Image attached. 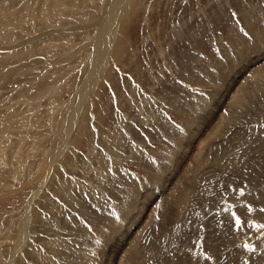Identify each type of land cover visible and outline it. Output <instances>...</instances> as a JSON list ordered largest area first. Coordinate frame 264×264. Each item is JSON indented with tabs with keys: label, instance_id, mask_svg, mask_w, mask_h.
Listing matches in <instances>:
<instances>
[{
	"label": "rangeland",
	"instance_id": "1",
	"mask_svg": "<svg viewBox=\"0 0 264 264\" xmlns=\"http://www.w3.org/2000/svg\"><path fill=\"white\" fill-rule=\"evenodd\" d=\"M258 224L264 0H0V264H264Z\"/></svg>",
	"mask_w": 264,
	"mask_h": 264
},
{
	"label": "snow or ice",
	"instance_id": "2",
	"mask_svg": "<svg viewBox=\"0 0 264 264\" xmlns=\"http://www.w3.org/2000/svg\"><path fill=\"white\" fill-rule=\"evenodd\" d=\"M231 15H232L233 17H236V16H237V13H236V12H232ZM244 35L247 37V36H248V33L245 32ZM203 95H205V94L202 93V96H203ZM178 127H179V126H178ZM180 130L182 131L183 129H180ZM241 195H243V191H241ZM249 210H251V209H249ZM237 222H239V218L237 219ZM256 227H257V229L264 228V224H258V225H256ZM250 250H251V249H250ZM206 259H211V257H210V256H207Z\"/></svg>",
	"mask_w": 264,
	"mask_h": 264
},
{
	"label": "bare ground",
	"instance_id": "3",
	"mask_svg": "<svg viewBox=\"0 0 264 264\" xmlns=\"http://www.w3.org/2000/svg\"><path fill=\"white\" fill-rule=\"evenodd\" d=\"M263 66V65H262ZM255 72V71H254ZM255 74V73H254ZM199 149V148H198ZM28 217V216H27ZM173 264V263H172ZM182 264V263H181Z\"/></svg>",
	"mask_w": 264,
	"mask_h": 264
}]
</instances>
